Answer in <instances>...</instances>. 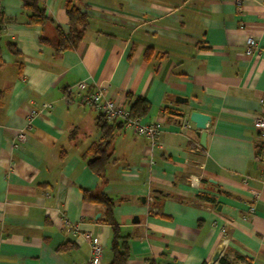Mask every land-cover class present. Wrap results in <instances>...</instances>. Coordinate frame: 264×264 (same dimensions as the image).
Wrapping results in <instances>:
<instances>
[{"label":"crops","instance_id":"0c3cea01","mask_svg":"<svg viewBox=\"0 0 264 264\" xmlns=\"http://www.w3.org/2000/svg\"><path fill=\"white\" fill-rule=\"evenodd\" d=\"M235 1L40 0L53 22L40 28L24 23L21 0H0L15 19L0 41L20 52L1 54L0 264L83 263L85 233L100 239L99 264H108L111 227L82 187L115 198L128 264H264V140L252 126L264 115V0H241L240 10ZM67 4L89 24L77 48L56 55L53 26L68 32ZM80 80L127 108L128 92L148 100L142 120L160 126L150 148L109 122L104 185L84 155L102 130L75 91ZM191 111L211 117L204 146L194 124L182 127Z\"/></svg>","mask_w":264,"mask_h":264},{"label":"trees","instance_id":"16d2710c","mask_svg":"<svg viewBox=\"0 0 264 264\" xmlns=\"http://www.w3.org/2000/svg\"><path fill=\"white\" fill-rule=\"evenodd\" d=\"M22 10L24 13L25 21L24 23L28 26H40L44 28L48 24L53 22L50 17L45 12V7L40 2V0H21ZM66 14L68 17V32L64 33L59 26H53L55 29V40L50 42L54 48V53L60 55L62 52L75 49L78 47L80 42L84 37V33L89 24L88 14L82 11L80 8L67 4ZM14 18L5 16L0 7V36L2 35L3 28L7 23L14 22ZM40 41L44 44H48L49 40L43 35L40 37ZM8 51L12 55L18 56L20 52L18 51L15 43L11 40L0 41V68L3 66L4 62L1 58V54L4 51ZM144 56L147 57L145 52ZM1 93V92H0ZM126 101L128 104V110L132 117L144 118L150 109V102L140 96H133L131 93L126 94ZM164 111L172 115L175 112L170 108L165 107ZM121 125V123H118ZM98 125L102 130V138L98 143L91 144L84 155L88 157L87 166L90 171L96 174L100 178L102 185L106 183L105 179V168L108 163L110 153L108 147L110 145V137L112 133V128L106 119L99 114ZM264 140V139H263ZM264 149V141L257 147V153L259 155L260 151ZM82 198L84 201L100 204L103 206V215L101 220L107 223L111 227V239H110V250H111V260L108 264H128L130 257L129 248V235L121 231L120 226L116 223L113 209L115 206V198L107 195L101 191H94L88 188H81ZM241 257V256H240ZM220 264H229L227 260L222 256L219 259Z\"/></svg>","mask_w":264,"mask_h":264},{"label":"built area","instance_id":"2783aa9c","mask_svg":"<svg viewBox=\"0 0 264 264\" xmlns=\"http://www.w3.org/2000/svg\"><path fill=\"white\" fill-rule=\"evenodd\" d=\"M235 4L237 8L241 9V0H236ZM257 49V44L252 37L246 38L245 53L250 54ZM75 91L77 94L84 92L82 95V102L91 108H94L98 114L102 115L108 122H118L125 128L137 135H142L148 138L149 147L152 148L157 144V136L160 132V126L153 122H145L141 118L132 117L127 107L120 105L111 99H109L101 87H96L93 90L87 89V84L84 80H80L75 85ZM183 128H191L192 122L184 118L181 120ZM31 121L28 120L27 128L30 126ZM252 126L259 133V136L264 139V115L256 116L253 119ZM18 138H23V131L17 134ZM261 158H264V149L259 153ZM148 163L152 164V158H148ZM257 196V192L254 194ZM151 199V198H150ZM250 212L253 211V207H249ZM68 226L72 224L66 222ZM224 231V230H222ZM89 244V254L85 262L77 264H99L102 257V244L100 239L96 236H91L89 233L83 234Z\"/></svg>","mask_w":264,"mask_h":264},{"label":"water","instance_id":"95a60500","mask_svg":"<svg viewBox=\"0 0 264 264\" xmlns=\"http://www.w3.org/2000/svg\"><path fill=\"white\" fill-rule=\"evenodd\" d=\"M175 100L176 101H184L186 102V98H182L179 96H175ZM188 120L190 122H192L194 124V127L196 128V130L199 133L200 136V144L201 145H205V137H206V133L204 132V130L206 129L207 124L210 122L211 117L208 114H204L202 112H198V111H191L188 115ZM211 182H213V180H210ZM142 202H144V197H140L139 198ZM221 253L220 249H217L211 259L210 263H213L215 260L218 259L219 255Z\"/></svg>","mask_w":264,"mask_h":264}]
</instances>
